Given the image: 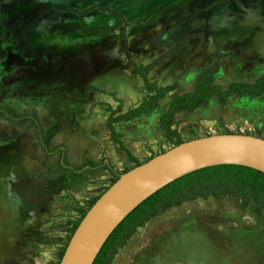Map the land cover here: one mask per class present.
<instances>
[{"label": "rangeland", "instance_id": "rangeland-1", "mask_svg": "<svg viewBox=\"0 0 264 264\" xmlns=\"http://www.w3.org/2000/svg\"><path fill=\"white\" fill-rule=\"evenodd\" d=\"M0 6L6 19L16 14L15 9L25 14L31 8L22 6L20 0H5ZM93 10L81 13L88 12L91 20L102 15L106 17L102 23L93 21L89 28L84 23L56 25L57 34L82 41L93 38L96 47L109 36L112 41L101 47L112 49L114 65L107 66L112 62L103 57L104 68L96 70L99 76L90 82L79 81L77 87L64 79L32 89L25 73L19 72L15 75L19 83L6 91V99L20 89L28 92L15 100L23 108H38L50 123L58 116L54 107L65 111L59 119L65 128L54 144L66 145L71 164L94 169L86 170L84 185L60 190L54 184L55 176L43 166L45 156L33 130L0 121V192H4L0 193V264H59L74 224L80 223L92 200L112 185L117 173L135 167L111 140L106 126L109 110L125 113L147 96L128 55L137 64L147 65L170 51L158 44L162 40L173 45L186 42L149 73L153 82L162 87L178 84L176 89L153 113L116 124L126 147L141 163L176 146L175 136L159 130V119L174 95L192 91L203 69L219 61L216 83L224 87L230 82H254L264 74V0H203L195 2L190 11L179 7L153 24H146L144 18L128 23L113 11L96 14ZM117 28L124 33L117 34ZM3 49L0 41V54ZM109 77L114 79L111 86L105 82ZM173 128L183 141L222 133L264 138V95L255 100L232 97L226 104L214 100L193 114L178 113ZM5 196L8 207L3 205ZM9 216L12 224L14 218L20 222L22 231L1 243L4 227L10 225L2 218ZM110 264H264V210L258 212L254 200L243 207L240 197L228 194L186 200L137 227Z\"/></svg>", "mask_w": 264, "mask_h": 264}, {"label": "trees", "instance_id": "trees-1", "mask_svg": "<svg viewBox=\"0 0 264 264\" xmlns=\"http://www.w3.org/2000/svg\"><path fill=\"white\" fill-rule=\"evenodd\" d=\"M159 44L168 46L170 51L148 65H138L131 61L136 67L138 75L144 81L148 96L139 106L131 108L119 116H116V114L121 112L120 109L109 110L110 115L106 122L111 140L126 153L128 159L135 166L142 163L126 147L115 125L153 113L159 107L160 101L168 93L176 89L178 84L160 87L157 82L150 80L149 73L162 64L164 59L181 50L186 45V42L173 45L162 40ZM219 69V61L203 69L195 79L193 90L174 95L166 112L160 117V130L175 136L177 139L175 145L184 142L178 130L173 128V118L176 113H193L200 108L208 106L213 99H216L221 104H226L234 96L238 98L248 97L255 100L264 95V74L254 82H232L227 87H224L216 83ZM50 158L51 156H47L44 166L50 174L54 172L60 173L58 179L60 190L80 187L88 180V172H80L82 168L76 167V170H71L65 167L62 161H58L56 164L50 162ZM65 163L70 164L67 158ZM92 165L94 163H91ZM117 179L118 177L112 180V184ZM222 194L240 197L243 207H247L254 200L257 211L262 212L264 210V174L244 166L220 165L198 170L172 182L144 201L116 228L105 243L94 264H110L114 255L125 244L126 240L132 236L137 227L145 225L152 217L169 209L171 206L180 205L186 200L198 197L207 198L211 195L218 197ZM100 196L92 200L89 209ZM84 213L86 214L87 212ZM77 226L78 224H74V231ZM64 251L60 253V260Z\"/></svg>", "mask_w": 264, "mask_h": 264}, {"label": "flooded vegetation", "instance_id": "flooded-vegetation-1", "mask_svg": "<svg viewBox=\"0 0 264 264\" xmlns=\"http://www.w3.org/2000/svg\"><path fill=\"white\" fill-rule=\"evenodd\" d=\"M3 1L5 0H0V4ZM68 1L69 0H20L22 6H26L28 8L31 6L30 10L23 14L22 11L15 9L14 11L16 12V14H13V16L9 19H6V11L0 6V41L4 46V49L1 50V53L3 54H0V121L6 122L9 125L20 130H33L39 148L45 156L43 160V166L45 160L47 159V156H51L50 162L56 164L58 161H62L65 167L71 170H76V167L78 166L71 164L70 162V164L65 163V159H68V148L66 147V145L63 146L62 144H54V140L57 135L65 128L64 123L62 121H59V119L60 117H62L61 115L66 112L62 109L61 111L60 109H56V107H54V111L58 116L54 122L50 123L43 120L42 116H40L38 108H23L20 103L15 100L22 93L28 94V92L20 89L12 93L11 99H6V91L19 83H16L15 78V75L19 72L25 73V80L26 82H29V86H31L32 89L44 88L64 79L69 80V82L73 83V87H77L79 81L86 80L85 82H90L95 77L99 76L98 73H96V70L97 68L105 64L103 63V57H107L109 62H112L111 65L107 66L111 67L114 65L113 60L115 58V55L114 52H111L112 49L101 47L102 43H104L105 41L107 43L112 41V38H109V36L103 37L100 41V45L96 47V43L93 38H90L87 41H82L77 39L76 37L71 36L69 38H66L64 33L57 34L56 25L60 27L59 25L63 23L58 22V24L52 26V24H54L56 20L54 18V15L56 13H59V11L63 9L66 4H68ZM34 2L36 4H33ZM87 23L89 22L87 21ZM92 23L90 27H92ZM120 29L121 28H117V34L124 33V31L122 30V32L120 31ZM131 61L136 63L133 60L132 56L128 55V63L133 68H135L136 74L138 75L137 69L131 63ZM138 76L140 77V75ZM214 100L217 101L216 99H213L211 100V102ZM141 103H139L135 107L139 106ZM208 106L204 108H207ZM204 108H200L198 110ZM178 113L193 114L194 112ZM178 113H176L174 117ZM120 114L123 113H117L116 116H119ZM8 156L12 157V155ZM55 156H58V160L54 162L52 160V157ZM85 168L80 170V172L86 171L87 169ZM45 169L48 171L47 168ZM48 174L51 177L55 176L54 184H56L58 188H60V185L58 183L60 173L54 172L50 174L48 171Z\"/></svg>", "mask_w": 264, "mask_h": 264}, {"label": "water", "instance_id": "water-1", "mask_svg": "<svg viewBox=\"0 0 264 264\" xmlns=\"http://www.w3.org/2000/svg\"><path fill=\"white\" fill-rule=\"evenodd\" d=\"M220 165L244 166L264 174V138L242 133L199 137L184 141L125 173H117L118 179L78 224L59 264H94L112 233L144 201L190 173ZM12 218L11 215V221ZM2 220L10 221V216ZM11 221L7 229L4 227L1 243H8V236L17 237L22 231L16 218L13 224Z\"/></svg>", "mask_w": 264, "mask_h": 264}, {"label": "crops", "instance_id": "crops-1", "mask_svg": "<svg viewBox=\"0 0 264 264\" xmlns=\"http://www.w3.org/2000/svg\"><path fill=\"white\" fill-rule=\"evenodd\" d=\"M199 1L203 0H69L68 4H66L64 8L59 11V13H56L54 15V18L56 20L54 24H52V26H55L59 22L63 24H70L73 26H78L84 23L85 25H87V27H90L92 21L96 23L97 21H100L102 23V21L106 17L98 15L97 13L99 12L102 14L105 13V11H113V13L117 14L119 20H125L128 23H137L139 20L144 18L147 20L146 24H153L157 21H160V19L164 15L171 13L174 10L176 11V9H178L179 7L183 12H186L188 10L190 11L195 2ZM91 7H94L93 12L97 14L91 17L94 20H91L89 18V15H87L88 12H85V14L81 13L82 11H85ZM100 9H103V11H101ZM66 10L68 12H73V14L75 13L76 15L66 14ZM62 12L65 14L61 18L59 16L62 15ZM156 19L158 20L156 21ZM87 21L89 23H87ZM113 80V78L109 77L105 80V82L108 86H111L114 82ZM128 103V105H130L131 101H128Z\"/></svg>", "mask_w": 264, "mask_h": 264}, {"label": "bare ground", "instance_id": "bare-ground-1", "mask_svg": "<svg viewBox=\"0 0 264 264\" xmlns=\"http://www.w3.org/2000/svg\"><path fill=\"white\" fill-rule=\"evenodd\" d=\"M15 166H16V165H15ZM0 193H2V194L4 195L3 190H2V192H0ZM5 201H7V202L9 201L8 197H6V196H5Z\"/></svg>", "mask_w": 264, "mask_h": 264}]
</instances>
